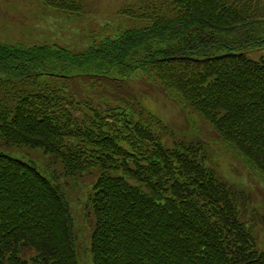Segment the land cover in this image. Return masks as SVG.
Returning <instances> with one entry per match:
<instances>
[{
    "label": "trees",
    "instance_id": "1",
    "mask_svg": "<svg viewBox=\"0 0 264 264\" xmlns=\"http://www.w3.org/2000/svg\"><path fill=\"white\" fill-rule=\"evenodd\" d=\"M39 1L88 12L83 0ZM117 14L146 25L79 53L0 45V264H81L54 168L96 178L84 204L92 264H264L243 219L251 197L208 165L206 141L178 138L126 87L137 77L160 87L264 181V0H158ZM10 148L50 157L43 169Z\"/></svg>",
    "mask_w": 264,
    "mask_h": 264
},
{
    "label": "rangeland",
    "instance_id": "2",
    "mask_svg": "<svg viewBox=\"0 0 264 264\" xmlns=\"http://www.w3.org/2000/svg\"><path fill=\"white\" fill-rule=\"evenodd\" d=\"M152 1L158 0H83L85 11L88 12L73 14L48 8L39 0H0V45H57L74 53L84 52L105 38H114L130 29L143 28L146 22L120 16L117 12L133 3ZM260 54L251 52L248 57L256 60ZM126 87L178 138L186 137L190 141L199 139L208 143V165L222 179L251 197L243 219L254 225L257 241L264 248V181L224 145L216 142L210 126L203 119L198 116L187 117V113L176 102L165 97L160 87L146 81L144 77L126 82ZM8 152L14 158L30 161L43 169L50 157L41 150L29 148H10ZM54 169L59 175L62 193L69 202L73 216L81 264H92L89 252L92 227L84 219V204L96 178L88 175L81 178L62 177V168L61 171Z\"/></svg>",
    "mask_w": 264,
    "mask_h": 264
}]
</instances>
